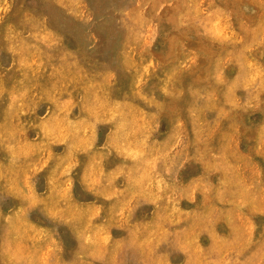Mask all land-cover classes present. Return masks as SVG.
<instances>
[{"label": "rangeland", "instance_id": "rangeland-1", "mask_svg": "<svg viewBox=\"0 0 264 264\" xmlns=\"http://www.w3.org/2000/svg\"><path fill=\"white\" fill-rule=\"evenodd\" d=\"M179 263L264 264V0H0V264Z\"/></svg>", "mask_w": 264, "mask_h": 264}, {"label": "crops", "instance_id": "crops-1", "mask_svg": "<svg viewBox=\"0 0 264 264\" xmlns=\"http://www.w3.org/2000/svg\"><path fill=\"white\" fill-rule=\"evenodd\" d=\"M33 222L37 223V224H38L39 226H41V227L50 228L47 224L42 223L41 221H38V220L33 219ZM60 238H63V236L61 235ZM114 238H115V237H114ZM116 238H118V237H116ZM174 250H175V249H174ZM174 250H173V249L165 250L164 253L172 254ZM179 264H186V263H179Z\"/></svg>", "mask_w": 264, "mask_h": 264}, {"label": "bare ground", "instance_id": "bare-ground-1", "mask_svg": "<svg viewBox=\"0 0 264 264\" xmlns=\"http://www.w3.org/2000/svg\"><path fill=\"white\" fill-rule=\"evenodd\" d=\"M31 226V225H30ZM35 226V225H34ZM37 228V227H36Z\"/></svg>", "mask_w": 264, "mask_h": 264}]
</instances>
